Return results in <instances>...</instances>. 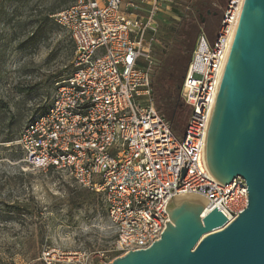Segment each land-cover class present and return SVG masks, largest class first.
<instances>
[{
    "label": "built area",
    "instance_id": "1",
    "mask_svg": "<svg viewBox=\"0 0 264 264\" xmlns=\"http://www.w3.org/2000/svg\"><path fill=\"white\" fill-rule=\"evenodd\" d=\"M53 22L74 48L72 74L49 108L21 132L22 162L68 175L99 196L116 258L148 249L169 223L167 206L189 193L233 221L247 205L241 178L222 185L205 160L208 127L244 0H227L213 41L200 32L180 88L190 115L180 136L156 110L152 74L163 0H62ZM75 256V255H73ZM53 254L40 260L52 264ZM115 259V258H114ZM75 258L67 259L73 264Z\"/></svg>",
    "mask_w": 264,
    "mask_h": 264
},
{
    "label": "rangeland",
    "instance_id": "2",
    "mask_svg": "<svg viewBox=\"0 0 264 264\" xmlns=\"http://www.w3.org/2000/svg\"><path fill=\"white\" fill-rule=\"evenodd\" d=\"M198 1L182 0L186 16L201 17L199 34L203 31L210 44L227 0H201L204 10ZM171 3L163 0L162 9L169 12L160 20L172 14ZM63 6L58 0H0V264H40L44 252L53 254L52 264H67L70 257L73 264H108L116 258L115 231L101 198L64 173L28 168L16 144L73 72L70 38L51 18ZM189 114L184 105L180 125L173 126L176 136ZM6 136L13 141L3 143ZM11 206L21 212L7 214Z\"/></svg>",
    "mask_w": 264,
    "mask_h": 264
},
{
    "label": "water",
    "instance_id": "3",
    "mask_svg": "<svg viewBox=\"0 0 264 264\" xmlns=\"http://www.w3.org/2000/svg\"><path fill=\"white\" fill-rule=\"evenodd\" d=\"M205 160L222 185L241 178L247 205L228 223L218 209L173 201L146 250L108 264H264V0H244L207 132Z\"/></svg>",
    "mask_w": 264,
    "mask_h": 264
},
{
    "label": "trees",
    "instance_id": "4",
    "mask_svg": "<svg viewBox=\"0 0 264 264\" xmlns=\"http://www.w3.org/2000/svg\"><path fill=\"white\" fill-rule=\"evenodd\" d=\"M58 1L63 5L62 0ZM197 4L204 10L205 2L199 0ZM171 9L172 14L166 19L160 20L158 38L162 47L154 50L156 68L152 74V89L156 110L171 123L174 132L173 126L174 124L177 125V122L180 125L178 115L180 116L184 107L180 98V88L199 35L202 19L201 17L186 16L188 6L182 0H172ZM197 12L199 13V11ZM3 108L6 109V106ZM12 141V136H6L2 142L9 143ZM86 193L92 194L87 191ZM14 212L20 213L21 209L14 206L7 207V214ZM40 264L43 263L40 262Z\"/></svg>",
    "mask_w": 264,
    "mask_h": 264
},
{
    "label": "bare ground",
    "instance_id": "5",
    "mask_svg": "<svg viewBox=\"0 0 264 264\" xmlns=\"http://www.w3.org/2000/svg\"><path fill=\"white\" fill-rule=\"evenodd\" d=\"M181 198L182 199H180V200H183V199L184 200H190V201H194V202L201 204L202 206H204L206 208V211H208V209L210 207V204H209L207 197L203 194L189 193V194L182 196ZM175 201H177V200H175Z\"/></svg>",
    "mask_w": 264,
    "mask_h": 264
}]
</instances>
